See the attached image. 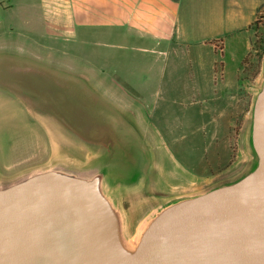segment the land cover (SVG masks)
Segmentation results:
<instances>
[{"label":"water","instance_id":"95a60500","mask_svg":"<svg viewBox=\"0 0 264 264\" xmlns=\"http://www.w3.org/2000/svg\"><path fill=\"white\" fill-rule=\"evenodd\" d=\"M23 89L26 105L59 128L65 153L0 178V264H264V69L251 108L249 167L163 204L134 248L114 192L141 188L149 158L140 138L77 81L36 74Z\"/></svg>","mask_w":264,"mask_h":264},{"label":"crops","instance_id":"0c3cea01","mask_svg":"<svg viewBox=\"0 0 264 264\" xmlns=\"http://www.w3.org/2000/svg\"><path fill=\"white\" fill-rule=\"evenodd\" d=\"M0 1V90L16 98L40 122L50 137L51 151L52 142H59V128L26 105L23 86L36 74L75 81L45 64L55 65L56 54L68 57L81 52L82 61L87 63L84 68L97 72L95 80L91 76L93 81L106 95L110 94L106 97L130 113L136 112L137 100L148 103L165 97L161 89L151 91L150 87L179 86L185 115L198 116L190 124L192 135L202 139L211 151L213 160L205 157L207 170L211 172V164L216 169L231 167L230 149L224 139L230 124L227 98L229 94L232 98L230 89L237 80L228 76L226 56L232 42L239 45L249 32L264 0ZM216 42L223 44L220 54ZM170 51L176 56L174 61L180 55L188 58L186 67L174 61L170 66L167 61L160 65L161 58L170 56ZM180 69L187 74L172 78ZM167 70L171 73L167 77L160 74ZM107 84H113L115 90L109 91ZM114 116L139 136L121 117ZM135 119L141 134L151 136L161 152L157 175L162 176L167 143L163 138L159 140L161 132L149 130L150 124L142 114ZM48 161L0 178H14ZM212 177H206L202 184L211 182Z\"/></svg>","mask_w":264,"mask_h":264},{"label":"rangeland","instance_id":"374dc122","mask_svg":"<svg viewBox=\"0 0 264 264\" xmlns=\"http://www.w3.org/2000/svg\"><path fill=\"white\" fill-rule=\"evenodd\" d=\"M1 6L4 7V3H1ZM259 7L261 8L259 21L264 23V1ZM217 43H220L223 48L221 42ZM77 46L80 50L81 46ZM163 48L168 49L167 46ZM229 49L226 56L227 73L229 77H234L237 80L235 87L230 89L232 98L230 99L229 94L226 110L230 124L224 141L227 142L230 149L231 167L228 170L225 168L216 169V166L211 164V172L207 170L205 164V157L209 161L213 160L210 156L211 151L207 150L202 139L192 135L193 128L190 124L195 123L198 116L192 114L188 118L187 114L185 115V102L182 100L183 97L178 95L179 86L150 87L149 90L151 91L161 89L165 93V97L158 100L156 98L150 99L148 103L137 100L139 104H136V112L130 113L119 108L115 102L106 97L110 94L106 95L108 93H104L98 87L97 82L93 81L97 77V72L94 73L84 68L87 63L82 61L81 52L68 57L56 54L54 55L57 59L55 65L45 64L50 66L51 70L61 75L70 76L79 82L101 107L121 117L125 123L137 131L138 137L143 138V140L140 138V141L149 161L141 188L136 191L124 192L120 196L125 213L135 212L141 207L150 206L142 217L141 225L166 202L235 179L250 165L251 157L247 144L248 130L253 99L256 89L261 83L264 69V27L260 29L259 26L256 33L249 31L244 34L240 44L234 45L232 42ZM246 51V55L243 56ZM169 53L170 56L161 58L163 61L160 65L163 66L166 61L168 66L172 64L176 56L172 51ZM174 62H179L186 67L188 58L180 55ZM160 74L167 77L171 73L167 70L165 74L164 72H160ZM184 74L186 75L187 71L182 72L180 69L174 73L172 78L174 76L181 78V75L183 77ZM105 87L109 91H114L116 88L113 84H107ZM118 93L120 94V91ZM139 113L142 114V119L150 124L149 130L161 132L162 135L159 136V140L163 138L167 143L166 151H163L167 159L164 158L163 160L165 170H163L162 176L157 175L161 152L157 149L158 146L154 140L151 141V136L141 134L140 128L137 127L135 118L140 115ZM207 119L208 117L205 120ZM224 131H221L222 135H224ZM63 143H65L63 140L54 145L52 142L53 150L51 151L50 137L45 133L40 122L32 118L25 106L16 98L0 90L1 177H9L29 166L43 164L51 156L48 163L42 167L48 166L54 158L65 153ZM50 151L51 155H49ZM209 175H213L211 178L213 180L202 184ZM196 187L200 188L197 190Z\"/></svg>","mask_w":264,"mask_h":264},{"label":"bare ground","instance_id":"6f19581e","mask_svg":"<svg viewBox=\"0 0 264 264\" xmlns=\"http://www.w3.org/2000/svg\"><path fill=\"white\" fill-rule=\"evenodd\" d=\"M71 151L73 152H79V153H85V149L81 146L72 144L71 145ZM115 198L120 200V193L119 191L114 192ZM150 207V206H148ZM148 207H141L135 212H127L125 213V236L127 240V246L129 248H134L137 240V234L138 231L141 229V223H142V217L145 215Z\"/></svg>","mask_w":264,"mask_h":264},{"label":"trees","instance_id":"16d2710c","mask_svg":"<svg viewBox=\"0 0 264 264\" xmlns=\"http://www.w3.org/2000/svg\"><path fill=\"white\" fill-rule=\"evenodd\" d=\"M260 10H261V8L259 7L257 9L256 18H255L254 22L249 27V31H254L256 33V30H259V26H260V29H261V27H264V23L259 21ZM255 47H256V45H255Z\"/></svg>","mask_w":264,"mask_h":264},{"label":"built area","instance_id":"2783aa9c","mask_svg":"<svg viewBox=\"0 0 264 264\" xmlns=\"http://www.w3.org/2000/svg\"><path fill=\"white\" fill-rule=\"evenodd\" d=\"M215 48H216V50H218V51H222V45L220 44V43H217V44H215Z\"/></svg>","mask_w":264,"mask_h":264}]
</instances>
